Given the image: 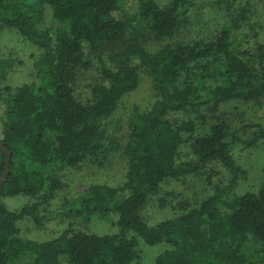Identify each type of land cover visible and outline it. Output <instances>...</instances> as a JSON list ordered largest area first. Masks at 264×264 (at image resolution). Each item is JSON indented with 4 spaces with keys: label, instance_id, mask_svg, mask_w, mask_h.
Listing matches in <instances>:
<instances>
[{
    "label": "trees",
    "instance_id": "trees-1",
    "mask_svg": "<svg viewBox=\"0 0 264 264\" xmlns=\"http://www.w3.org/2000/svg\"><path fill=\"white\" fill-rule=\"evenodd\" d=\"M194 1L162 7L159 0H0V26L41 51L37 82L0 88V141L11 155L0 198L34 200L18 213L0 202V264H135L144 245L167 246L155 264H248L244 245L264 242V183L243 196L217 192L155 226L141 216L162 184L214 162L238 173L235 147L254 148L264 139L260 125L219 119L207 127L205 112L264 99V0H224L228 13L209 39H180ZM127 4L136 5L137 15L115 18ZM143 38L172 43L153 53ZM94 59L99 80L82 100L75 82ZM8 67L0 61L3 79ZM142 73L152 78L156 100L131 122L125 182L92 187L73 210L77 217L111 219L117 232L23 239L19 220L29 217L38 226L46 220L40 209L56 190L55 172L107 152L103 122L138 88ZM177 114L189 118L172 120ZM5 164L0 151V179ZM257 262L264 264V253Z\"/></svg>",
    "mask_w": 264,
    "mask_h": 264
},
{
    "label": "rangeland",
    "instance_id": "rangeland-1",
    "mask_svg": "<svg viewBox=\"0 0 264 264\" xmlns=\"http://www.w3.org/2000/svg\"><path fill=\"white\" fill-rule=\"evenodd\" d=\"M171 0H159L164 7ZM136 5L127 4L113 13L117 19L131 20L137 15ZM224 0H195L188 22L180 29L179 38L209 39L220 27L223 15L227 14ZM129 33L126 40L132 39ZM177 39V38H176ZM149 52H156L169 40L155 42L143 38ZM175 41V40H174ZM253 43V42H252ZM251 43V44H252ZM41 51L28 43L16 30L0 26V61L9 63L6 77L0 76V88L16 89L26 84L37 82L35 62ZM99 80L96 60L90 70L80 71L75 82L78 97L82 100L90 97L91 88ZM154 82L147 74H141L138 88L122 98L114 113L103 122L102 143L105 154H99L75 167H66L55 172L56 190L50 201L41 207V214L46 220L41 226L31 218L18 221L20 236L29 241L47 242L59 238L68 230L84 231L95 235H108L117 232L111 219L77 217L76 206L95 186L120 187L126 180L128 158L126 149L130 141V125L138 113L149 110L155 102ZM210 113L207 127L219 119L226 120L232 126L260 125L264 129V99L248 103L231 102L222 105ZM172 120H187L188 115L177 114ZM239 172L235 173L222 164H208L200 173L180 180H171L161 185L159 191L151 196L141 216L150 226L173 220L198 208L203 201L220 191L230 190L231 195L243 196L257 193L264 183V139L254 148L237 145L233 151ZM10 211L20 212L34 202L31 197L16 196L0 198ZM167 249L165 245L142 246L138 263L155 264L158 255ZM248 256V264L257 262L264 253V242L250 239L243 247Z\"/></svg>",
    "mask_w": 264,
    "mask_h": 264
},
{
    "label": "water",
    "instance_id": "water-1",
    "mask_svg": "<svg viewBox=\"0 0 264 264\" xmlns=\"http://www.w3.org/2000/svg\"><path fill=\"white\" fill-rule=\"evenodd\" d=\"M0 151L6 157L5 171L3 173L2 178L0 179V187H1L2 184L5 182L6 178L8 177V174H9V162H10L11 155H10V152L7 150V148L4 146V144L1 143V141H0Z\"/></svg>",
    "mask_w": 264,
    "mask_h": 264
}]
</instances>
